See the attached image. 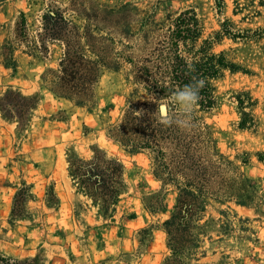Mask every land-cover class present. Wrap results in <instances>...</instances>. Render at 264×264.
<instances>
[{"label":"rangeland","instance_id":"374dc122","mask_svg":"<svg viewBox=\"0 0 264 264\" xmlns=\"http://www.w3.org/2000/svg\"><path fill=\"white\" fill-rule=\"evenodd\" d=\"M218 3L0 0V99L12 89L15 101L17 92L37 101L23 116V127L0 109V257L17 264H163L172 254L165 222L176 210L185 179L178 176L166 183L157 177L155 152L124 145L116 130L131 105L143 111L154 103L156 113L166 116L176 104L157 101L134 83L133 67L124 59L117 60L118 67H102L90 102L58 95L51 87L64 45L50 42L43 54L38 33L45 12L64 10L75 26L68 27L73 40L88 57L100 54L107 60L114 50L144 56L156 27L188 8L200 16L203 38L219 30L226 18L236 30L264 33V0H223L221 7ZM10 47L12 60L6 58ZM213 48L226 51L241 68L213 80V109L192 108L206 126V154L204 162L194 166L201 171L193 178L199 184L211 183L218 192L202 196L195 242L182 264H264V37L225 36ZM239 97L254 115L249 128L239 126ZM94 148L125 167L123 190L108 214L78 191L70 175L71 151L89 160ZM197 156L201 152L195 164ZM24 186L29 190L23 217L13 218L16 193Z\"/></svg>","mask_w":264,"mask_h":264},{"label":"trees","instance_id":"16d2710c","mask_svg":"<svg viewBox=\"0 0 264 264\" xmlns=\"http://www.w3.org/2000/svg\"><path fill=\"white\" fill-rule=\"evenodd\" d=\"M223 0H219L221 7ZM221 10V9H220ZM25 22V19H24ZM65 11L54 9L42 16V31L38 33L40 51H48V43L61 42L64 51L60 60L59 73L53 81L51 89L60 96L70 98L76 103H88L94 97V84L98 81L101 69L113 64L118 67L117 60L124 59L131 64L134 83L142 85L157 101L170 102L171 97L185 85L203 80V87L198 90L195 103L201 110L209 111L217 104L213 80L224 75L226 70L236 71L240 65L229 58L226 51H214L213 45L227 36L235 40H258L264 37L262 29L254 31L236 30L233 23L224 19L221 28L207 38H203L204 27L198 12L194 8L179 11L170 18L168 24H160L148 52L142 57L123 55L114 50L107 60L98 54L90 58L81 43L71 37V26ZM75 26H71L74 29ZM9 52V53H8ZM6 58L12 60L13 50L9 48ZM15 91L10 89L0 99V109L7 118H17L23 127V116L37 105L36 97L24 96L20 92L18 101L13 97ZM239 108L242 128L251 127L254 115L245 110L244 100L239 97ZM190 117V119H188ZM171 123H162L161 120ZM183 125V126H182ZM129 126V128H128ZM117 138L131 148H147L155 152L159 167L156 176L166 183L176 181L182 176L185 187L180 186V194L176 210L165 222L169 245L172 254L163 264H182L184 255L195 242L194 229L197 227L196 214L203 209V195L215 194L217 189L211 183L199 184L193 178L197 162H204L206 154V126L203 119L191 110L185 113L178 104L168 111L166 116L156 113V104L149 103L143 111L131 105L126 110L124 120L117 127ZM197 156L195 164V156ZM70 175L78 191L92 198L100 211L108 214L119 201L124 187V164L115 157H108L99 148L89 159H83L74 151L68 157ZM208 161V160H206ZM191 163L192 166L187 164ZM179 164L187 170L180 168ZM160 169V170H159ZM28 186L22 187L15 196L12 209L13 218L23 217ZM48 199L53 200V192L49 190ZM0 264H17L9 258L0 257Z\"/></svg>","mask_w":264,"mask_h":264},{"label":"clouds","instance_id":"9594fccd","mask_svg":"<svg viewBox=\"0 0 264 264\" xmlns=\"http://www.w3.org/2000/svg\"><path fill=\"white\" fill-rule=\"evenodd\" d=\"M203 83V80L196 81L194 84L195 90H193V84L185 85L183 89L178 90L171 97H169V101L171 103L178 104L183 112L190 113L197 101L198 90L203 87ZM188 119H190V117H188ZM161 122L171 123V121L164 119H162Z\"/></svg>","mask_w":264,"mask_h":264},{"label":"water","instance_id":"95a60500","mask_svg":"<svg viewBox=\"0 0 264 264\" xmlns=\"http://www.w3.org/2000/svg\"><path fill=\"white\" fill-rule=\"evenodd\" d=\"M163 107H165V110L162 109V112H163V113H166V105L163 106Z\"/></svg>","mask_w":264,"mask_h":264},{"label":"bare ground","instance_id":"6f19581e","mask_svg":"<svg viewBox=\"0 0 264 264\" xmlns=\"http://www.w3.org/2000/svg\"><path fill=\"white\" fill-rule=\"evenodd\" d=\"M162 109L165 110V107H163Z\"/></svg>","mask_w":264,"mask_h":264},{"label":"flooded vegetation","instance_id":"af4514ba","mask_svg":"<svg viewBox=\"0 0 264 264\" xmlns=\"http://www.w3.org/2000/svg\"><path fill=\"white\" fill-rule=\"evenodd\" d=\"M52 11H53V10H52ZM52 11H51V12H52Z\"/></svg>","mask_w":264,"mask_h":264}]
</instances>
